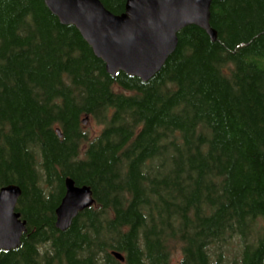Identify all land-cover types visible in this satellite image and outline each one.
<instances>
[{"label": "trees", "instance_id": "1", "mask_svg": "<svg viewBox=\"0 0 264 264\" xmlns=\"http://www.w3.org/2000/svg\"><path fill=\"white\" fill-rule=\"evenodd\" d=\"M211 13L217 41L182 30L144 83L43 0H0V189H22L27 222L0 264H264V0ZM67 178L95 204L62 233Z\"/></svg>", "mask_w": 264, "mask_h": 264}, {"label": "water", "instance_id": "2", "mask_svg": "<svg viewBox=\"0 0 264 264\" xmlns=\"http://www.w3.org/2000/svg\"><path fill=\"white\" fill-rule=\"evenodd\" d=\"M43 1L63 26L77 29L112 77L122 72L149 82L175 54L178 35L188 27L205 31L213 43L218 39L211 26V9L222 0H127L121 15L110 12L100 0ZM88 121L85 118L83 125ZM65 188L56 209V228L62 233L95 204L89 186H78L67 178ZM22 193L17 185L0 189V254L19 248L27 233V222L16 211ZM114 255L124 262L121 254Z\"/></svg>", "mask_w": 264, "mask_h": 264}, {"label": "rangeland", "instance_id": "3", "mask_svg": "<svg viewBox=\"0 0 264 264\" xmlns=\"http://www.w3.org/2000/svg\"><path fill=\"white\" fill-rule=\"evenodd\" d=\"M86 130L89 131L92 135L97 132L98 127L94 123H88L86 125ZM181 255L179 253H176V258L179 259Z\"/></svg>", "mask_w": 264, "mask_h": 264}]
</instances>
